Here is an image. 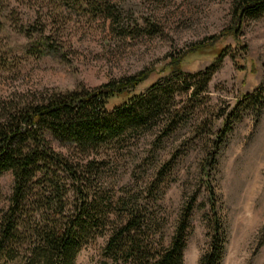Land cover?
Instances as JSON below:
<instances>
[{
  "label": "rangeland",
  "instance_id": "1",
  "mask_svg": "<svg viewBox=\"0 0 264 264\" xmlns=\"http://www.w3.org/2000/svg\"><path fill=\"white\" fill-rule=\"evenodd\" d=\"M99 1L107 2V14L51 12L32 0L5 7L0 13V110L41 93L96 87L143 71L149 76L136 90L148 93L154 83L176 78L174 56H182L184 73L216 64L204 91L195 96L193 88L181 89L174 99L176 115L160 117L159 123L178 122L172 132L159 137L161 126H155L108 156L102 187L111 198L128 193L139 198L152 220L147 234L165 248L187 215L185 264H200L210 250L212 188L224 232L222 264H264V107L249 108L223 141L218 138L236 103L264 89V16L246 19L237 33H228L237 0ZM42 35L51 37L54 51H38ZM223 49L228 54L214 63ZM161 168L164 180L153 189ZM13 184L11 172L0 174V215ZM105 245L106 239L88 245L76 264H125L109 258Z\"/></svg>",
  "mask_w": 264,
  "mask_h": 264
},
{
  "label": "trees",
  "instance_id": "2",
  "mask_svg": "<svg viewBox=\"0 0 264 264\" xmlns=\"http://www.w3.org/2000/svg\"><path fill=\"white\" fill-rule=\"evenodd\" d=\"M13 1L20 2L0 0V13ZM32 1L51 12L68 8L79 13L107 14V2L99 0ZM261 16L264 0H237L233 6L234 25L227 32L237 33L246 19ZM54 44L51 37L42 35L37 48L45 54L54 51ZM227 54L228 50L223 49L214 63ZM181 60L182 56H174L171 63V73L181 81L169 77L154 83L148 93L136 90L149 76L143 71L96 87L41 93L40 97L0 110V174L11 172L14 177L8 206L0 215V262L76 264L85 247L106 239L104 251L115 261L185 264L187 215L181 219L171 245L165 248L147 234L152 220L139 198L130 193L111 198L102 187L109 155L125 150L133 138L155 126H161L159 137L168 135L178 122L168 118L159 123V119L165 114L176 115V93L193 88L196 96L206 89L216 64L191 74L183 72ZM115 99L118 103L110 106ZM263 107L264 89L245 94L224 117L219 141L232 131L245 111H261ZM210 159L212 168L216 167L217 152ZM164 172V168L156 172L153 189L164 180ZM209 195L215 234L200 264H222L223 226L212 188Z\"/></svg>",
  "mask_w": 264,
  "mask_h": 264
}]
</instances>
